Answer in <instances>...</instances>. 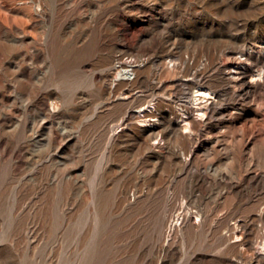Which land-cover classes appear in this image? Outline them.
<instances>
[{
  "label": "rangeland",
  "instance_id": "1",
  "mask_svg": "<svg viewBox=\"0 0 264 264\" xmlns=\"http://www.w3.org/2000/svg\"><path fill=\"white\" fill-rule=\"evenodd\" d=\"M263 241L264 0H0V264H264Z\"/></svg>",
  "mask_w": 264,
  "mask_h": 264
},
{
  "label": "bare ground",
  "instance_id": "2",
  "mask_svg": "<svg viewBox=\"0 0 264 264\" xmlns=\"http://www.w3.org/2000/svg\"><path fill=\"white\" fill-rule=\"evenodd\" d=\"M173 46V45H172ZM171 45H170V48L172 47ZM188 46V45H187ZM252 46V45H251ZM169 48V49H170ZM178 48V47H177ZM180 48V47H179ZM184 49V48H183ZM45 50H46V48H45ZM53 50V49H52ZM179 50V49H178ZM14 51V50H13ZM44 51V50H43ZM177 51V50H176ZM248 51V50H247ZM16 52V51H15ZM51 52V51H50ZM181 52V51H180ZM262 52V51H261ZM48 55H50L49 53H48ZM261 56V55H260ZM247 58V57H246ZM36 61V60H35ZM129 61V60H128ZM257 61V60H256ZM145 62V61H144ZM36 63V62H35ZM55 63V62H54ZM151 63V62H150ZM256 63V62H255ZM261 63V62H260ZM48 64V63H47ZM53 64V63H52ZM54 65V64H53ZM142 65V64H141ZM149 65V64H148ZM140 67V65L139 64H135V65H132V64H130L129 65V67L127 68V69H124V68H122L123 69V71L125 72V74H128V73H131V74H133V78H136V76H138V68ZM150 67V66H149ZM242 67V66H241ZM55 68V67H54ZM229 68V67H228ZM237 68V67H236ZM52 69V68H51ZM121 69V70H122ZM141 70V69H140ZM146 70V69H145ZM237 70V69H236ZM254 70V69H253ZM55 71V70H54ZM235 71V70H234ZM240 71V70H239ZM51 72V71H50ZM160 72V71H159ZM233 73V72H232ZM240 73H241V75L239 76L240 77V81H244V78H245V74L246 73H248V70H243V71H240ZM256 73V72H255ZM258 73V72H257ZM256 73V74H257ZM110 74V73H109ZM250 74V73H249ZM249 74H247V75H249ZM170 75V74H169ZM251 75V74H250ZM262 75V74H261ZM130 77H132V76H130ZM129 77V78H130ZM259 77V76H258ZM261 77V76H260ZM109 78V77H108ZM144 78V77H143ZM256 79V78H255ZM121 81H123V80H121ZM146 81V80H145ZM132 82V81H131ZM122 83V82H121ZM124 83V82H123ZM149 83V82H148ZM151 83V82H150ZM184 83V82H183ZM245 83V82H244ZM107 84V83H106ZM193 84V83H192ZM195 84V83H194ZM232 84V83H231ZM120 85V84H119ZM119 85H115V86H119ZM140 85V84H139ZM247 87H250V84L249 83H246L245 84ZM254 85V84H253ZM252 85V86H253ZM192 86H194V85H192ZM231 86V85H230ZM243 86H244V84H243ZM105 87V86H104ZM179 87V86H178ZM209 87V86H208ZM129 88V87H128ZM210 88V87H209ZM177 89V88H176ZM188 89V88H187ZM123 90V89H122ZM155 90V89H154ZM161 90V89H160ZM193 90H194V88H193ZM249 90H251V89H249ZM134 91V90H133ZM41 92V91H40ZM44 92V91H43ZM109 92V91H108ZM130 92V91H129ZM150 92V91H149ZM39 93V92H38ZM236 93V92H235ZM44 94V93H43ZM124 94H125V92H124ZM55 95V94H54ZM130 95V94H129ZM137 95V94H136ZM190 95V94H189ZM239 95V94H238ZM187 96V95H186ZM127 97V96H126ZM214 97V94H213V92L210 90V89H208V88H206V87H198L196 90H195V95H194V98H195V102H196V104H197V110H199V112H200V115L202 116V117H204V116H206L207 115V107H205V106H203V105H201L202 104V102H203V100H205L206 99V101L208 102V98H213ZM219 97V96H218ZM43 99V98H42ZM186 99V98H185ZM217 99V98H216ZM160 100H161V98H160ZM219 101V100H218ZM55 102V101H54ZM183 102V101H182ZM211 102H213V101H211ZM187 103H189V102H187ZM186 103V104H187ZM219 103V102H218ZM54 104V103H53ZM153 104V103H152ZM192 104V103H191ZM45 105H46V103H45ZM48 105V104H47ZM153 105H155V104H153ZM152 105V106H153ZM58 107V106H57ZM44 108V107H43ZM196 108V107H195ZM46 109V108H45ZM151 109H152V107H150V106H144V107H141L138 111H139V113H140V116H143V117H146V114H144L146 111H151ZM44 110V109H43ZM64 111V110H63ZM154 111V110H153ZM165 111V110H164ZM214 111V110H213ZM192 112V111H191ZM62 113V112H61ZM176 113V112H175ZM197 113V112H196ZM150 114V113H149ZM199 114V113H198ZM225 114V113H224ZM131 115V114H130ZM136 115V114H135ZM210 115V114H209ZM212 115V114H211ZM45 116V115H44ZM48 116V115H47ZM154 117V116H153ZM153 117H152V119H153ZM199 117V116H198ZM171 118V117H170ZM187 118V119H186ZM200 118V117H199ZM62 119V118H61ZM164 119V118H163ZM175 119V118H174ZM180 119V118H179ZM127 120H128V118H127ZM130 120H131V118H130ZM134 120V119H133ZM181 120V122H183L184 123V125H185V129L184 130H186V128H189V125L190 124H192V123H195V120L193 119V118H191V117H189L187 114L186 115H184V117L182 118V119H180ZM42 121V120H41ZM143 124L142 125H146V123L145 122H147L148 121V118H144V119H141L140 120ZM207 121V120H206ZM209 121V120H208ZM44 122V121H43ZM130 122V121H129ZM161 122V121H160ZM166 122H168V121H166ZM59 123V122H58ZM62 123V122H61ZM149 123V122H148ZM175 123V122H174ZM182 123V124H183ZM40 124V123H39ZM52 124V123H51ZM64 124V123H63ZM125 124V123H124ZM176 124V123H175ZM181 124V123H180ZM212 124V123H211ZM155 125V124H154ZM164 125H165V123H164ZM166 125H168V124H166ZM171 125V124H170ZM39 126V125H38ZM58 126V125H57ZM161 126V125H160ZM180 126V125H179ZM61 127V126H60ZM165 127V126H164ZM37 128V127H36ZM63 128V127H62ZM66 128V127H65ZM146 128V127H145ZM149 128V127H148ZM72 129V128H71ZM141 129V128H140ZM163 129V128H162ZM183 129V128H182ZM48 130H49V128H48ZM189 130V129H188ZM60 131V130H59ZM64 131H65V129H64ZM158 131V130H157ZM173 131V130H172ZM43 132V131H42ZM47 132V131H46ZM54 132V131H53ZM113 132V131H112ZM134 132V131H133ZM154 132V131H153ZM156 132V131H155ZM44 133V132H43ZM62 133V132H61ZM151 133V132H150ZM160 133V132H159ZM171 133V132H170ZM55 134V133H54ZM68 134H70V133H68ZM78 134V133H77ZM25 135H27V134H25ZM57 135V134H56ZM154 135V134H153ZM158 135V134H157ZM177 135H178V132H177ZM191 135V134H190ZM164 136H166V135H164ZM171 136V135H170ZM67 137V136H66ZM77 137V136H76ZM117 137V136H116ZM127 137V136H126ZM161 137V136H160ZM42 138V137H41ZM159 138V137H158ZM58 139V138H57ZM60 139V138H59ZM130 139V138H129ZM165 139H168V138H165ZM177 139V138H176ZM38 140V139H37ZM143 140V139H142ZM169 140H170V138H169ZM46 141V140H45ZM141 141V140H140ZM154 141V140H153ZM9 142H10V140H9ZM117 142V141H116ZM119 142V141H118ZM25 143V142H24ZM28 143V142H27ZM122 143V142H121ZM140 143V142H139ZM162 143V142H161ZM40 144V143H39ZM171 144V143H170ZM29 145V144H28ZM26 146V145H25ZM46 146V145H45ZM138 146V145H137ZM173 146V145H172ZM36 148V147H35ZM169 148V147H168ZM26 149V148H25ZM116 149V148H115ZM32 150V149H31ZM171 150V149H170ZM118 152V151H117ZM52 153V152H51ZM49 154V153H48ZM25 155V154H24ZM27 155V154H26ZM30 155V154H29ZM51 155V154H50ZM60 155V154H59ZM38 156V155H37ZM53 156V155H52ZM36 157V156H35ZM40 157V156H39ZM168 157V156H167ZM184 157V156H183ZM178 159H179V157H178ZM32 160V159H31ZM52 160V159H51ZM66 160V159H65ZM187 160V159H186ZM46 161V160H45ZM61 162H63V161H61ZM181 162V161H180ZM27 163V162H26ZM67 163V162H66ZM31 165V164H30ZM42 166V165H41ZM179 166H180V164H179ZM62 167V166H61ZM84 170V169H83ZM40 172H42V171H40ZM54 172V171H53ZM81 173V172H80ZM54 175V174H53ZM55 176V175H54ZM69 176V175H68ZM41 177V176H40ZM42 178V177H41ZM41 178H39V179H41ZM52 178V177H51ZM67 178V177H66ZM58 179V178H57ZM45 180V179H44ZM51 180V179H50ZM49 180V181H50ZM52 182V181H51ZM79 183H81V182H79ZM78 183V184H79ZM123 186V185H122ZM125 187V186H124ZM82 188V187H81ZM83 189V188H82ZM75 191H77V190H75ZM126 192V191H125ZM128 192H130V191H128ZM193 192H194V190H193ZM131 193V192H130ZM64 194V193H63ZM164 194V193H163ZM90 195V194H89ZM127 195V194H126ZM133 195V194H132ZM196 195V194H195ZM131 197V196H130ZM85 198V197H84ZM92 198V197H91ZM70 199V198H69ZM81 200V199H80ZM174 202V201H173ZM184 202V201H183ZM128 203V202H127ZM95 204L97 205V209H100V198H97V199H95ZM178 204V203H177ZM183 204H185V203H183ZM63 205V204H62ZM171 205V204H170ZM188 205V204H187ZM186 207V206H185ZM92 208V207H91ZM94 208V207H93ZM92 208V209H93ZM141 211V210H140ZM47 212V211H46ZM99 212V210H97V216H99L100 215V213H98ZM185 212V211H184ZM66 213V212H65ZM141 213V212H140ZM172 213V212H171ZM183 213V212H182ZM93 214H94V212H93ZM149 215V214H148ZM179 215V214H178ZM177 215V216H178ZM187 216V215H186ZM168 217V216H167ZM185 217V216H184ZM172 218V217H171ZM182 218V217H181ZM181 218H180V220H181ZM69 219V218H68ZM167 219V218H166ZM170 219V218H169ZM176 219V218H175ZM49 220V219H48ZM48 220H46V221H48ZM174 222V221H173ZM179 222L180 221H178V224L177 225H179ZM187 223H189V222H187ZM46 224V223H45ZM51 225V224H50ZM176 225V224H175ZM126 226V225H125ZM171 226V225H170ZM239 226V225H238ZM164 227V226H163ZM175 227V226H174ZM186 227V226H185ZM249 227V226H248ZM254 227V226H253ZM172 228V227H171ZM238 228V227H237ZM252 228V227H251ZM118 229V228H117ZM137 229V228H136ZM197 229V228H196ZM169 230V229H168ZM179 230V229H178ZM243 230V229H242ZM193 231V230H192ZM255 231V230H254ZM91 233H92V231H91ZM236 233V232H235ZM242 233V232H241ZM168 234V233H167ZM95 236V235H94ZM250 236V235H249ZM252 236V235H251ZM258 236V235H257ZM238 237V236H237ZM240 237V236H239ZM255 237V236H254ZM260 239V238H259ZM98 241L99 240H97V243L96 244H98ZM165 242V241H164ZM264 242V241H263ZM177 243V242H176ZM165 244V243H164ZM262 244V243H261ZM260 244V245H261ZM103 246V245H102ZM256 246V245H255ZM261 247V246H260ZM97 248V245H96V247H95V249ZM263 248H264V245H263ZM161 249V248H160ZM261 249V248H260ZM174 250V249H173ZM259 250V249H258ZM162 251V250H161ZM166 252H167V250H166ZM260 252V251H259ZM258 252V253H259ZM173 254V253H172ZM111 255V254H110ZM246 260H248V259H246ZM257 260V259H256Z\"/></svg>",
  "mask_w": 264,
  "mask_h": 264
},
{
  "label": "built area",
  "instance_id": "3",
  "mask_svg": "<svg viewBox=\"0 0 264 264\" xmlns=\"http://www.w3.org/2000/svg\"><path fill=\"white\" fill-rule=\"evenodd\" d=\"M128 75L133 76V74H131V73H128Z\"/></svg>",
  "mask_w": 264,
  "mask_h": 264
}]
</instances>
